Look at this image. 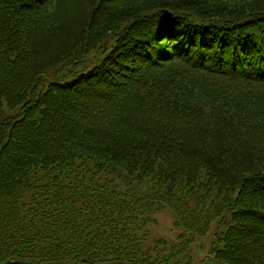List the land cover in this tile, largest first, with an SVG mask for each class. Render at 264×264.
<instances>
[{"label":"trees","instance_id":"16d2710c","mask_svg":"<svg viewBox=\"0 0 264 264\" xmlns=\"http://www.w3.org/2000/svg\"><path fill=\"white\" fill-rule=\"evenodd\" d=\"M112 261L264 264V0H0V264Z\"/></svg>","mask_w":264,"mask_h":264},{"label":"rangeland","instance_id":"374dc122","mask_svg":"<svg viewBox=\"0 0 264 264\" xmlns=\"http://www.w3.org/2000/svg\"><path fill=\"white\" fill-rule=\"evenodd\" d=\"M126 185L130 186V181L128 178L124 179ZM150 189L147 185L134 187V193L138 197H143L149 194ZM152 221L147 226L148 237L146 240V245L151 246L157 240H165L167 243H175L178 239L179 234L181 233L180 229L175 228L174 222L175 217L174 214L168 209L163 208L154 212L151 215ZM215 226L212 231L203 237L195 238L194 242L189 246L187 254L195 259L196 262L202 260L207 253L210 251L213 235H214ZM103 264H128L124 262H107Z\"/></svg>","mask_w":264,"mask_h":264},{"label":"water","instance_id":"95a60500","mask_svg":"<svg viewBox=\"0 0 264 264\" xmlns=\"http://www.w3.org/2000/svg\"><path fill=\"white\" fill-rule=\"evenodd\" d=\"M7 264H9V263H7Z\"/></svg>","mask_w":264,"mask_h":264}]
</instances>
